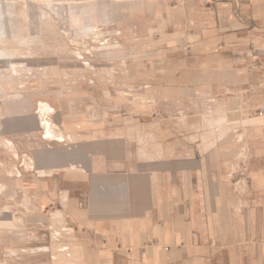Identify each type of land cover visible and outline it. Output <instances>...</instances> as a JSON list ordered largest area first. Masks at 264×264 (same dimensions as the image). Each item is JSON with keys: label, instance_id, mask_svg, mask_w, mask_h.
<instances>
[{"label": "crops", "instance_id": "1", "mask_svg": "<svg viewBox=\"0 0 264 264\" xmlns=\"http://www.w3.org/2000/svg\"><path fill=\"white\" fill-rule=\"evenodd\" d=\"M85 19L84 73L4 119L35 140L20 195L41 220L4 264H264V0Z\"/></svg>", "mask_w": 264, "mask_h": 264}, {"label": "rangeland", "instance_id": "2", "mask_svg": "<svg viewBox=\"0 0 264 264\" xmlns=\"http://www.w3.org/2000/svg\"><path fill=\"white\" fill-rule=\"evenodd\" d=\"M100 2L0 0V264L8 256L7 244L25 243L23 232L33 231L34 224L41 222L34 204L26 205L31 200L20 195L22 183L33 172L24 147L35 140L11 135L4 119L8 124L14 121V113L31 101L63 97L69 87L68 75L84 73L79 56L87 53L75 55L73 49L86 43L83 31L89 23H99L85 16L98 12ZM13 219L24 221L11 224Z\"/></svg>", "mask_w": 264, "mask_h": 264}, {"label": "built area", "instance_id": "3", "mask_svg": "<svg viewBox=\"0 0 264 264\" xmlns=\"http://www.w3.org/2000/svg\"><path fill=\"white\" fill-rule=\"evenodd\" d=\"M262 110H263V108H260V110H259V114H262Z\"/></svg>", "mask_w": 264, "mask_h": 264}, {"label": "bare ground", "instance_id": "4", "mask_svg": "<svg viewBox=\"0 0 264 264\" xmlns=\"http://www.w3.org/2000/svg\"><path fill=\"white\" fill-rule=\"evenodd\" d=\"M13 146V145H12Z\"/></svg>", "mask_w": 264, "mask_h": 264}]
</instances>
